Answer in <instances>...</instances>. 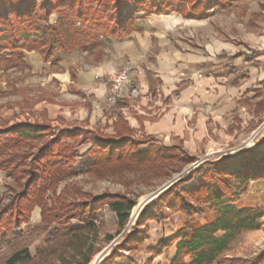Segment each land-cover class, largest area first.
Returning a JSON list of instances; mask_svg holds the SVG:
<instances>
[{
	"label": "crops",
	"instance_id": "0c3cea01",
	"mask_svg": "<svg viewBox=\"0 0 264 264\" xmlns=\"http://www.w3.org/2000/svg\"><path fill=\"white\" fill-rule=\"evenodd\" d=\"M171 16L138 18L122 38L100 34L95 44L60 53L55 63L26 49L21 50L22 64L0 59V94L7 90L9 70L24 73L27 87L25 105L15 101L1 106L0 126L46 124L58 131L80 128L113 137L122 118L133 130L131 137H150L139 148L149 143L177 146L195 159L239 150L264 119V23L248 27L236 22L222 26L219 36L212 39L207 33L200 40L195 30L188 33L180 26L182 18ZM121 69L127 70L129 82L117 104L106 108L109 77ZM52 84L57 92L48 98ZM72 144L79 159L91 146L86 141ZM2 178L7 174L0 169V184ZM147 202L137 225L138 231L146 228L145 236L140 231L128 235L101 264H169L177 242L214 219L208 204L201 205V213L187 216ZM232 204L264 208V179L251 180ZM109 210L116 225V214ZM151 214L155 218L147 217ZM254 231L249 230L250 236H256ZM228 251L220 256L230 257Z\"/></svg>",
	"mask_w": 264,
	"mask_h": 264
},
{
	"label": "trees",
	"instance_id": "16d2710c",
	"mask_svg": "<svg viewBox=\"0 0 264 264\" xmlns=\"http://www.w3.org/2000/svg\"><path fill=\"white\" fill-rule=\"evenodd\" d=\"M142 2L144 0H58L55 7L60 17L55 23H49L52 8L44 0L37 5L34 0H0V59L22 64L21 50L26 49L35 50L45 61L55 63L60 59V53L95 44L100 34L105 38H122L134 29L136 19L149 14L175 11L185 18H202L210 6L221 4L220 0H151L147 5ZM131 6H135L133 10ZM36 10L42 11L44 23L34 19ZM137 10L141 14H137ZM114 129L116 134L113 137L85 130L91 146L84 160L75 167V151L64 139H76L83 129L59 130L32 152L20 147L34 140L39 132L44 134L48 126L20 122L0 128V169L14 182L13 186L6 183L11 194L6 201H0V246L10 241L18 242L20 226L30 220L35 206L40 207V227L43 230L53 222L58 224L44 249H38L34 256L28 253L27 247L16 249L4 264H36L49 256L55 255L56 259L68 257V253H72L73 258L77 256L76 264H87L98 250L94 242L99 227L94 220L96 211L103 205L115 212L118 229L125 225L134 204V199L125 193L91 194L74 188L75 195L86 197L66 200L62 193L68 192V187H64L51 203L48 202L45 193L55 191L62 178L77 172L105 177L113 167H127L159 172L156 175L159 179L169 177L183 163L195 159L177 146L149 143L146 148H139V144L147 142L150 137H131L133 130L122 118H118ZM263 144L264 137L253 147L205 160L194 169L198 175L191 184L184 185L192 179V174L181 180L175 179L155 197L157 210L165 206L191 216L202 212V204H208L215 212L210 223L192 229L190 239L182 238L177 242L169 264H221L223 261L218 260L220 254L237 235L260 227L263 210L238 208L232 202L246 190L251 180L264 179V153L260 150ZM144 214L145 205L129 235L140 231L142 237L145 236V227L137 230ZM180 235L178 232L176 237ZM111 238L112 235L105 236L106 241ZM187 255L193 257L190 262L184 260ZM225 260L233 264H264V251L251 260L239 256Z\"/></svg>",
	"mask_w": 264,
	"mask_h": 264
},
{
	"label": "rangeland",
	"instance_id": "374dc122",
	"mask_svg": "<svg viewBox=\"0 0 264 264\" xmlns=\"http://www.w3.org/2000/svg\"><path fill=\"white\" fill-rule=\"evenodd\" d=\"M3 1V0H2ZM42 0H34V4L37 5ZM48 2L51 5L52 13L49 16V23H55L56 20L60 17V12L56 10V5H58V0H44ZM60 1V0H59ZM146 1V2H145ZM151 0H144L145 5H147ZM221 4L219 5H212L208 8L207 13L202 18H185L180 13H177L175 11L169 12L167 14L161 13L163 15L172 14L171 18L178 17L182 18L183 20H180V26H183L187 32L194 31L198 35V38L202 40V38H208L209 36H205L207 33H210V37L213 39V37L219 36L220 32L222 31V26H229L233 25L236 22H241L244 24V26H255L259 25L263 22L264 23V12L261 11L264 10V0H220ZM5 2V1H4ZM53 6V7H52ZM135 7V6H133ZM132 6L130 9H134ZM145 7V6H144ZM143 8V6H142ZM139 10V9H138ZM137 10V14H141L140 11ZM37 16H34L35 20H40L41 23H44L42 20V11L36 10ZM153 14V13H152ZM161 14H154V15H161ZM175 14V15H173ZM151 15V14H149ZM80 23L78 22L77 25ZM210 30V31H208ZM5 77L8 80V87L7 90L0 94V108L4 103H10L18 101L20 102L19 105L26 104L27 100L25 99V96L27 95V87L23 84L25 81L26 76L24 73H16L14 70H9L5 73ZM14 83H18L19 86H15ZM56 84H52L50 89L47 91V96L50 98V96H54L56 93ZM19 96V98H18ZM118 100V99H117ZM105 101V97H104ZM117 102V101H116ZM116 104V103H115ZM114 104V105H115ZM113 105V106H114ZM104 106L108 108V106L104 103ZM16 124V123H15ZM14 124H3L0 126V128H5L8 126H12ZM48 126V130L45 131V133L39 132V134L35 137L34 140H31L27 145H23L21 150H30L34 151L38 146L45 143L47 139H49L52 135L57 134L58 130L51 125ZM254 137L249 139V143L243 144L239 150L243 148H250L253 147L259 140L264 137V119L260 123L258 131L255 132ZM89 134L84 129L81 130V132L78 134L76 139H71L70 141L80 142L82 139L83 141L89 142ZM247 141V142H248ZM73 142H70L71 146L73 147ZM34 143L35 145L30 147L29 145H32ZM236 150L235 152L239 151ZM260 150L262 153H264V144L260 146ZM233 152V153H235ZM232 154V153H228ZM180 155V154H179ZM208 156V155H207ZM199 158L194 159L191 162L183 163L178 171H174L171 173L169 177L164 176L162 178H157L156 175H159V172L155 173L154 171H141V170H135L130 169L127 167H113L112 169H109L108 176L105 177H97L95 175H90L88 172H77L75 175H70L68 177L62 178L55 191L49 190L45 193V198L48 200V202L51 203L54 198L61 193L62 189L64 187H68L67 191L62 193V196L66 198V200H70L72 198H81L84 199L86 196H79L78 194L75 195L74 188L80 189V192L87 191L91 194H101L103 192H109V193H125L129 197L134 199V204L131 208L132 218L135 216V218L132 220V223L128 227L127 230L122 231L123 228L126 227V224L128 220L130 219V213L128 220L126 221L125 225L118 229V225H115V218L110 213L109 207L107 205H103L100 209L96 211V217H95V223L99 227L98 235L94 242V247H97V251L94 253V255L91 257L90 261L87 264H90L91 260L94 258V256L98 253H100L105 247H107L112 241L113 243L111 246L106 249L105 260H103V257L98 260L97 264H101L102 262L106 261L108 254L110 255L112 253V247L124 240V238H127V234L132 229L133 225L135 224L136 218L139 215V212L143 205H146L148 202H145L142 204L144 198L156 190L159 186L165 184L169 179H171L174 175L179 174L184 168H186L189 165H192L197 160H200L199 163L195 164L193 167H191L189 172L183 174L179 177V180L186 178L190 174H192V179L188 182H186L184 185L191 184L193 182V179L197 177L198 173L194 170L197 166L201 165L202 162L205 160H214L217 158ZM85 158V157H84ZM84 158H73L74 166L77 164L76 161H83ZM29 160V158H28ZM78 165V164H77ZM76 167V166H75ZM2 182L0 184V201H6L7 197L11 194V191L7 189V184L13 186L14 182L11 181V179L2 178ZM178 180V179H177ZM176 181V180H174ZM173 181V182H174ZM172 182V183H173ZM167 184L169 186L170 184ZM166 186V187H167ZM71 187V188H70ZM165 187V188H166ZM164 188V189H165ZM163 189V190H164ZM162 190V191H163ZM158 192L156 196L159 194ZM155 196V197H156ZM155 197L150 198V201H154ZM149 201V200H148ZM264 211V208H258ZM261 224L260 227L255 232V237L250 236L249 230H245L241 232L239 235H237L229 244L228 248L226 250L228 251V255L230 257H243L245 259L251 260L254 258V256L259 255L261 252L264 251V214L260 218ZM70 222H74L73 219H70ZM40 207L35 206L33 210L31 211V217L30 220L27 223H24L20 226V233L21 238L18 240L17 243H14L12 241L3 244L0 246V264H4V260L8 258L11 253L16 250L20 249L22 247H27L28 253L31 256H34L36 254V251L38 249H44L47 246V241L50 239L51 234L54 230V228L58 225L57 223L53 222L50 226H48V229L43 230L40 227ZM106 235H112V238L110 241L105 240ZM129 235V234H128ZM261 239V240H260ZM223 253V252H222ZM221 253V254H222ZM101 257V256H100ZM219 261H223L226 258H222V255L219 256ZM59 259V258H57ZM56 259V256H49L48 258H45V260H41L36 264H76V258L72 257V253H68V257H62V259H59V261ZM226 264H233L229 263V261H225ZM220 263V262H219Z\"/></svg>",
	"mask_w": 264,
	"mask_h": 264
},
{
	"label": "built area",
	"instance_id": "2783aa9c",
	"mask_svg": "<svg viewBox=\"0 0 264 264\" xmlns=\"http://www.w3.org/2000/svg\"><path fill=\"white\" fill-rule=\"evenodd\" d=\"M129 82V76H128V72L126 69H121L115 73H112L109 77V81L106 87V92H105V101L104 103L108 106V107H112L117 99L120 97V95L122 94V91L124 90V88L126 87V85ZM133 92H136V89L133 88L132 89ZM254 136H252L250 139V141H252V138ZM250 141H248L247 143H249ZM246 144V143H245ZM234 152V150L232 151ZM77 164H79V161H76ZM200 160H197L195 163H193L192 165L187 166L186 168H184L179 174H177L176 176L178 177L177 179H179L180 176H182L183 174H185L186 172L188 173L191 169V167H193L195 164L199 163ZM138 214V212L136 213V215ZM135 215V216H136ZM135 216L132 218H130L126 224V227L122 229L121 233L125 230L128 229V227L130 226V224L132 223V220L135 218Z\"/></svg>",
	"mask_w": 264,
	"mask_h": 264
},
{
	"label": "water",
	"instance_id": "95a60500",
	"mask_svg": "<svg viewBox=\"0 0 264 264\" xmlns=\"http://www.w3.org/2000/svg\"><path fill=\"white\" fill-rule=\"evenodd\" d=\"M178 177L176 176V175H174L171 179H169L165 184H163V185H161V186H159L156 190H154L153 192H151L150 194H148L145 198H144V200H143V202H142V204L143 203H145V202H147L148 200H150V198H153L158 192H161L166 186H167V184H169V183H172L175 179H177ZM131 212V211H130ZM132 217V214L130 213V218ZM113 243V241L107 246V247H105L101 252H100V254H101V257L99 258V259H101L104 255H105V249L106 248H109L110 246H111V244Z\"/></svg>",
	"mask_w": 264,
	"mask_h": 264
},
{
	"label": "bare ground",
	"instance_id": "6f19581e",
	"mask_svg": "<svg viewBox=\"0 0 264 264\" xmlns=\"http://www.w3.org/2000/svg\"><path fill=\"white\" fill-rule=\"evenodd\" d=\"M174 18H176V17H174ZM174 18H172V19H174ZM131 214H132V213H131ZM106 249H108V248H106ZM106 249H105V251H106ZM105 251H104V252H105ZM100 256H101L100 253L96 254V255L94 256V258L91 260L90 264H97V263H98V260H99V258H100Z\"/></svg>",
	"mask_w": 264,
	"mask_h": 264
}]
</instances>
